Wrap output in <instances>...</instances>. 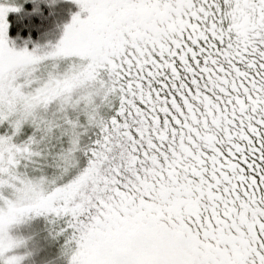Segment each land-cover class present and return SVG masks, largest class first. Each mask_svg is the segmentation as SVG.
Listing matches in <instances>:
<instances>
[{"label": "snow or ice", "instance_id": "obj_1", "mask_svg": "<svg viewBox=\"0 0 264 264\" xmlns=\"http://www.w3.org/2000/svg\"><path fill=\"white\" fill-rule=\"evenodd\" d=\"M40 216L69 264H264V0H0V264Z\"/></svg>", "mask_w": 264, "mask_h": 264}, {"label": "rangeland", "instance_id": "obj_2", "mask_svg": "<svg viewBox=\"0 0 264 264\" xmlns=\"http://www.w3.org/2000/svg\"><path fill=\"white\" fill-rule=\"evenodd\" d=\"M65 9L69 6L63 5ZM68 14L65 12L60 16V20L68 22ZM10 19V17H9ZM53 21H49L45 27H51ZM30 134V129L25 130V135ZM21 139H23L21 137ZM54 169L49 168L51 175ZM56 222V221H55ZM58 230L52 225L50 217H33L26 222L15 226L12 234L23 237L27 240V246L18 250L19 254L30 252L31 255L24 264H69V257L65 254V238L57 236Z\"/></svg>", "mask_w": 264, "mask_h": 264}, {"label": "trees", "instance_id": "obj_3", "mask_svg": "<svg viewBox=\"0 0 264 264\" xmlns=\"http://www.w3.org/2000/svg\"><path fill=\"white\" fill-rule=\"evenodd\" d=\"M69 6V5H67ZM70 7V6H69ZM74 10V9H73ZM67 18H70V16L68 15ZM10 21H12L13 23V29H12V34L15 35V29H16V25L19 21V18L17 16V14L13 13L10 15ZM26 137V136H25ZM25 137H22V138H25ZM63 223V221L61 220H56V222H53V219H52V225L53 227L56 228V231L59 230V227L61 226V224ZM65 241V240H64Z\"/></svg>", "mask_w": 264, "mask_h": 264}]
</instances>
